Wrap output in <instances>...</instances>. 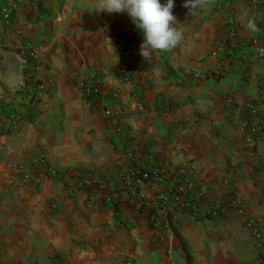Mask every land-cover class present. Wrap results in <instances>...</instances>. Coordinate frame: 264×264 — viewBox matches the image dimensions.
Returning a JSON list of instances; mask_svg holds the SVG:
<instances>
[{"label": "crops", "instance_id": "crops-1", "mask_svg": "<svg viewBox=\"0 0 264 264\" xmlns=\"http://www.w3.org/2000/svg\"><path fill=\"white\" fill-rule=\"evenodd\" d=\"M12 1L0 0V264H121L128 257L136 264H264L245 226L253 218L264 235V137L242 133L239 109L251 99L264 105V60L256 52L261 37L264 44V0H195L191 10L175 0L182 38L147 59L142 32L126 13L104 11V0H51L48 13L17 0L6 25L1 10ZM112 23L130 52L118 49ZM26 45L42 48L41 76L55 92L14 129L7 114L21 110L20 90L35 70L23 65ZM122 69L140 84L145 111L135 110ZM94 72L102 94L89 103L81 81ZM110 112L130 133L127 143ZM131 151L140 161L157 157L166 171L194 161L204 192L196 210L164 212L169 229L156 231L148 207L135 204ZM39 155L60 178L35 188L19 177ZM77 173L94 174L93 191L66 192ZM164 187L176 191L178 182L146 191L154 197ZM111 195L114 203L104 202ZM234 197L243 200L244 217ZM219 207L224 216L211 220Z\"/></svg>", "mask_w": 264, "mask_h": 264}, {"label": "built area", "instance_id": "built-area-1", "mask_svg": "<svg viewBox=\"0 0 264 264\" xmlns=\"http://www.w3.org/2000/svg\"><path fill=\"white\" fill-rule=\"evenodd\" d=\"M211 1L216 4H221L220 0ZM17 6L18 4L13 2L3 9L2 16L7 24L10 23ZM107 27L114 33L118 49L121 53L126 54L130 52V43L124 31L119 27H115L113 23L107 24ZM262 38L263 37L259 40L262 41ZM260 41L256 46V52L258 56L264 60V44H261L262 42ZM20 56L25 67L28 68L30 67L28 65L33 63L35 70L27 77V81L20 90V96L23 101L21 110L7 114L5 125L14 129H17L22 122H26V120L28 121L32 118L34 116L33 111L37 106L42 104L46 97H52L55 92L54 83L43 79L41 76L43 69L42 48L40 46L26 45L20 51ZM97 75L98 74L94 72L91 76H87L81 81L82 93L89 103L102 94L101 87L95 82ZM190 75L197 79L202 77L201 72H191ZM121 77L131 86V99L136 106L135 110L139 112L145 111L140 84L133 85L131 76L124 69L121 70ZM118 95L119 89L117 87L112 88L110 96L117 99ZM239 109L243 114L240 123V130L242 133L250 138L264 137V105L262 102L251 99ZM108 115L110 116L109 120L114 126L116 134L127 143L131 139L128 130L121 125L115 112H110ZM3 130H5V128ZM129 157L133 160V164L131 165L130 171H128V179L133 180V183L138 188L134 189L133 192L136 199L135 204L138 208L148 207V218L156 231L169 229V223L166 220L167 217L164 215V212L171 209L175 211L184 210L191 212L196 210L195 198L196 196L197 198L201 197L204 192L199 188L200 178L194 161L190 160L187 164L178 167L174 171H166L165 163L158 160L157 157H152V155H150L147 160L141 159L140 161L141 156H136L131 151ZM146 158L147 157H145V159ZM30 168L32 172H26L21 167L22 171L20 172L19 179H21L24 184L33 185L35 188L40 187L47 178L50 180H57L60 178L59 172L50 166L47 157L44 155L35 157ZM69 180H72L70 183H67L66 187V192L69 194L75 193L81 189L90 192L95 188V176L93 173H77L72 175ZM170 181L178 182L176 191L164 187V190L157 192L154 197H150L147 194V185L155 186V184H168ZM183 195H187L186 198H183ZM114 198L115 195L105 196L103 200L106 203H114ZM231 203L237 215L241 217L246 215V206L241 198L234 197ZM47 204L52 210L57 209L58 203L55 199L49 200ZM224 214L225 210L219 207L211 210L209 212V217L213 221H220ZM245 226L250 230L255 245L262 250L261 259L264 262V235L259 222L253 218H246ZM121 264H136V261L128 257L123 259Z\"/></svg>", "mask_w": 264, "mask_h": 264}, {"label": "clouds", "instance_id": "clouds-1", "mask_svg": "<svg viewBox=\"0 0 264 264\" xmlns=\"http://www.w3.org/2000/svg\"><path fill=\"white\" fill-rule=\"evenodd\" d=\"M175 0H104V11L126 13L142 32L140 52L146 59L154 51L166 50L177 45L182 32L176 27L173 15ZM195 6V0H187L185 7Z\"/></svg>", "mask_w": 264, "mask_h": 264}, {"label": "rangeland", "instance_id": "rangeland-1", "mask_svg": "<svg viewBox=\"0 0 264 264\" xmlns=\"http://www.w3.org/2000/svg\"><path fill=\"white\" fill-rule=\"evenodd\" d=\"M57 1V0H56ZM13 2H16L17 4H18V6H19V2L17 1V0H13L12 2H10V3H13ZM32 2L33 3H35V7L37 8V10L38 11H43L44 13L46 12V13H48L49 11L51 12L52 11V6L53 5H55V2H52L51 0H32ZM9 3V4H10ZM8 4V5H9ZM8 5H6L5 7H7ZM18 6H17V8H18ZM5 7H3V9L5 8ZM17 8H16V10H17ZM3 9L1 10V16H2V12H3ZM15 10V11H16ZM15 13V12H14ZM51 14H53V12L51 13ZM13 16V15H12ZM2 19H3V16H2ZM4 20V19H3ZM4 23L6 24V25H9L10 23H11V20H10V23L9 24H7L6 22H5V20H4ZM23 62V61H22Z\"/></svg>", "mask_w": 264, "mask_h": 264}]
</instances>
